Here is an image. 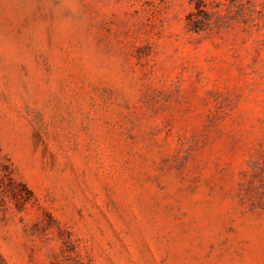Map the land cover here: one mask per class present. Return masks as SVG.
Instances as JSON below:
<instances>
[{
    "label": "rangeland",
    "instance_id": "obj_1",
    "mask_svg": "<svg viewBox=\"0 0 264 264\" xmlns=\"http://www.w3.org/2000/svg\"><path fill=\"white\" fill-rule=\"evenodd\" d=\"M0 264H264V0H0Z\"/></svg>",
    "mask_w": 264,
    "mask_h": 264
}]
</instances>
